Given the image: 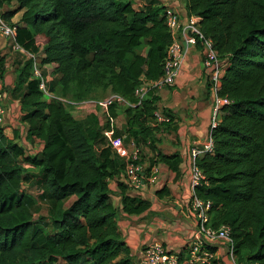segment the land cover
Returning a JSON list of instances; mask_svg holds the SVG:
<instances>
[{
	"label": "trees",
	"instance_id": "trees-1",
	"mask_svg": "<svg viewBox=\"0 0 264 264\" xmlns=\"http://www.w3.org/2000/svg\"><path fill=\"white\" fill-rule=\"evenodd\" d=\"M15 1L17 7L5 16L10 20L22 10L16 41L38 56L55 95L82 100L102 97L94 94L104 89L133 103L134 89L162 73L171 42L163 2L149 0L139 7L132 0ZM184 7L187 15L199 16L202 32L214 41L224 63L217 91L230 100L219 107L210 132L213 151L195 157L207 180L195 193L211 201L210 226L230 227L234 262L264 264V0H184ZM7 55L0 53L3 79ZM33 62L24 56L9 93L19 94V120L26 138L40 149L26 152L18 135H9L0 121V264H135L110 197V180L124 172L125 161L102 128L113 127L114 139L126 134L138 146L154 142L164 123L152 124L158 92L151 89L134 105L73 110L44 97ZM120 114L126 122L114 129L110 118ZM173 157L158 154L175 168ZM24 183L47 200V213L39 218L43 224L33 221L37 199ZM117 183L123 211L148 207L126 193L125 180ZM205 247L213 258L186 264L226 263L218 246Z\"/></svg>",
	"mask_w": 264,
	"mask_h": 264
},
{
	"label": "crops",
	"instance_id": "crops-1",
	"mask_svg": "<svg viewBox=\"0 0 264 264\" xmlns=\"http://www.w3.org/2000/svg\"><path fill=\"white\" fill-rule=\"evenodd\" d=\"M169 1L163 0V4L170 3ZM171 1L175 2V7L184 20L187 16L184 0L182 9L178 8L177 0ZM145 3V0H134L135 6L140 7ZM17 5L12 0L8 8L13 10ZM21 15L22 10H18L10 20L21 24ZM4 51L8 52L3 79V86L7 90L8 110L2 123L9 135L13 132L18 135L26 152L33 153L41 146L26 138V126L19 120L20 101L9 93L15 82L16 68L23 62L24 55L12 52L7 42L0 37V53ZM202 60V47L198 45L191 48L175 84L158 92V107L169 117V121L163 123L154 142L140 146L144 174L150 180L145 179L144 185L137 190L129 187L126 190L127 194L147 201L148 207L140 213L123 211L121 189L117 182L119 179L124 180V172L118 178L113 177L110 180V197L119 217L118 229L128 247V256L135 264H140L144 249L155 239L162 240L169 249L178 253L183 251L185 254L193 237L195 218L188 208L192 195L191 148L195 145L201 146L207 141L212 117V96ZM110 119L114 129H122L126 122L123 114ZM159 153L174 156L172 161L176 162V167L158 160ZM154 174L155 178L152 179L151 175Z\"/></svg>",
	"mask_w": 264,
	"mask_h": 264
},
{
	"label": "built area",
	"instance_id": "built-area-1",
	"mask_svg": "<svg viewBox=\"0 0 264 264\" xmlns=\"http://www.w3.org/2000/svg\"><path fill=\"white\" fill-rule=\"evenodd\" d=\"M164 5L165 22L171 34V42L166 49L162 73L155 80L145 82L134 89L136 102L133 103H129L124 96L116 92H109L98 98H85L82 100H73L52 93L47 84L50 76L43 77L42 68L38 63V56L27 52L17 43V23L6 18L5 12L8 10V4L4 3H0V37L7 42V46L12 52H21L24 56L33 58L34 75L40 77L39 87L43 91L44 97L47 99L55 97L71 109L81 111L93 108L101 110L114 103L134 105L135 103H139L151 89L159 92V90L167 86L174 85L180 75L187 53L191 48L200 44L203 52V67L206 71V79L209 82L210 94L212 96V117L207 141L201 146L195 145L191 148L193 156L190 172L192 195L188 202V208L195 218L193 237L188 244L185 259H181L179 253L169 249L162 240L155 239L144 249L140 258V264L203 263L214 257L213 251L205 247L208 244L216 245L220 250L221 246H224L227 253L233 259V239L230 227L226 224L217 227L210 226L209 210L211 208V201L204 200L195 193L197 186L207 182L201 167L195 161V157L201 152L213 151L214 142L210 132L218 122L219 107L230 101L228 97L219 95L217 91L220 76L224 70V63L219 57L213 39L202 32L198 15H187L182 20L175 5L171 3ZM6 97L7 90L3 86V76L0 74V121L4 120L7 113ZM168 121L169 117L159 108L154 111L152 124H162ZM102 131L110 140L113 151L119 154L125 161L124 180L133 190L141 188L145 183V179L150 180V178L144 174L143 164L139 161L140 146L132 138H126V134H122L114 139L113 127H103ZM25 166L28 167L29 164L26 163ZM151 178L154 179L155 174L151 175Z\"/></svg>",
	"mask_w": 264,
	"mask_h": 264
},
{
	"label": "rangeland",
	"instance_id": "rangeland-1",
	"mask_svg": "<svg viewBox=\"0 0 264 264\" xmlns=\"http://www.w3.org/2000/svg\"><path fill=\"white\" fill-rule=\"evenodd\" d=\"M134 1V0H132ZM146 3L149 2V0H145ZM160 1L161 3L163 2V0H158ZM172 5H175V2L173 1H169ZM177 5H178V8H181L183 7V0H177L176 1ZM6 52V51H4ZM108 91H105L104 89H99L97 92H95L94 94V97L96 96H102V95H105L107 94ZM19 95V94H17ZM16 95V96H17ZM16 96H13L14 98H17ZM9 131V130H8ZM37 147V146H36ZM35 148V147H34ZM34 152V151H33ZM28 170H30L31 172L35 173L37 168L36 167H31V165L28 166ZM24 188H27L28 189V192L29 193H32L36 196V204H35V207L33 208V215H32V218H33V221L38 223V224H43L42 222H40L39 218L40 216H44L46 215V211H47V200H41V198L39 197V190L35 189V187L33 186H28L27 183H24ZM47 227V229L50 227L49 225H45ZM221 252L223 254V257H224V261L226 262L225 264H234V260L235 258L233 257V259L231 258V256L227 253L226 251V248L224 246H221ZM52 264H64L62 260H57L56 262L52 263Z\"/></svg>",
	"mask_w": 264,
	"mask_h": 264
}]
</instances>
